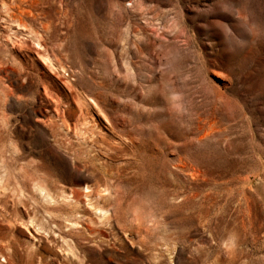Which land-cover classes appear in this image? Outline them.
<instances>
[{
  "label": "rangeland",
  "instance_id": "rangeland-1",
  "mask_svg": "<svg viewBox=\"0 0 264 264\" xmlns=\"http://www.w3.org/2000/svg\"><path fill=\"white\" fill-rule=\"evenodd\" d=\"M0 264H264V0H0Z\"/></svg>",
  "mask_w": 264,
  "mask_h": 264
},
{
  "label": "bare ground",
  "instance_id": "bare-ground-1",
  "mask_svg": "<svg viewBox=\"0 0 264 264\" xmlns=\"http://www.w3.org/2000/svg\"><path fill=\"white\" fill-rule=\"evenodd\" d=\"M62 120V119H61ZM64 121V120H63ZM88 129V128H87ZM86 132H88V131H86ZM89 132H91V131H89ZM90 134V133H89ZM92 134V133H91ZM90 136V135H89ZM93 136V135H92ZM88 138V137H87ZM83 139V138H82ZM108 140V139H107ZM85 143H90V145H98L99 146V149L100 148H102L103 150H104V152H105V154H109V152L110 151H112V149L114 148L113 147V145H111L110 143H108V142H105V141H103V140H98L97 138H93V139H91L90 138V140H86V138H85ZM108 141H110V142H112L111 140H108ZM90 145H88L89 147H90ZM88 147V148H89ZM98 149V148H97ZM74 150H76V149H74ZM96 150V149H95ZM99 154V153H98ZM78 155V154H77ZM80 160V158L77 156V157H74V159H73V161H71V164L73 165V166H75V162H77V161H79ZM82 160V159H81ZM78 163V162H77ZM29 165V164H28ZM31 167V174L35 177V178H40V179H42L43 181L45 180V178L46 177H48V175L45 173V171L44 170H40L39 169V167L37 166V165H31L30 166ZM102 175H104V176H102ZM102 177H104V179H105V181H114L115 182V179L112 177V174L110 173V171L108 170V168H105V169H103V172H102ZM86 188H89V186L88 185H86ZM91 189V188H90ZM42 190H44L43 192H44V195H46V194H49V190L50 189H48V188H46V187H44V188H42ZM93 191H92V189L90 190V192L87 194V193H84L83 195H85V196H88V195H90L91 193H92ZM64 193V192H63ZM68 192H66L65 194H67ZM115 194H120L121 192L119 191V189H117V191L116 192H114ZM69 194H71L72 196L74 195L75 197L78 195V193L76 192V191H73V190H69ZM103 194H110L108 191H105ZM67 196V195H66Z\"/></svg>",
  "mask_w": 264,
  "mask_h": 264
}]
</instances>
